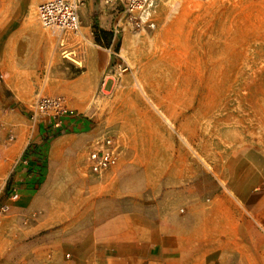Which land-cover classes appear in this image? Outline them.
Masks as SVG:
<instances>
[{"label":"rangeland","instance_id":"374dc122","mask_svg":"<svg viewBox=\"0 0 264 264\" xmlns=\"http://www.w3.org/2000/svg\"><path fill=\"white\" fill-rule=\"evenodd\" d=\"M42 1L22 0L21 11L22 20L33 19L41 29L36 8ZM125 5L126 0H86L80 32L65 37L73 55L63 57L51 41L49 81H38L39 71L29 81H9L0 71V206L11 203L1 166L15 141H6L4 128L15 135L17 127L37 123L29 120V105L38 93L61 96L70 113L77 112L79 99L70 93L74 81L59 80L75 67L86 70L84 51L94 45L100 21L115 26L119 45L83 113L93 138L106 130L118 137L120 157L90 188L78 181L70 190L108 198L121 166L128 175H160L163 181L182 176L183 186L194 185L185 196L199 207L238 211L252 228L247 264H264V0H155L139 26L128 23ZM86 155L68 166L79 179L88 177ZM75 200L74 206L84 207L82 198ZM9 214H0V239L15 238L14 225L3 228Z\"/></svg>","mask_w":264,"mask_h":264},{"label":"crops","instance_id":"0c3cea01","mask_svg":"<svg viewBox=\"0 0 264 264\" xmlns=\"http://www.w3.org/2000/svg\"><path fill=\"white\" fill-rule=\"evenodd\" d=\"M22 6V0H0V71L9 81H29L37 71L38 81H49L53 37L33 19L22 20ZM96 23L94 45L84 51L86 70L75 67L68 79L59 80L74 81L70 93L79 99L77 112L61 119L58 127L49 120L30 129L17 127L3 157L7 193L18 197L8 198L10 214L3 228L14 225L15 238L0 239L2 263L247 264L250 225L235 208L207 209L188 199L192 179L186 187L182 176L163 181L160 175H128L121 166L117 188L108 198L93 190L84 195L70 190L78 181L88 188L97 182L88 174L79 179L68 166L88 152L94 131L83 111L119 45L115 26ZM76 198H82L84 207L74 206Z\"/></svg>","mask_w":264,"mask_h":264},{"label":"built area","instance_id":"2783aa9c","mask_svg":"<svg viewBox=\"0 0 264 264\" xmlns=\"http://www.w3.org/2000/svg\"><path fill=\"white\" fill-rule=\"evenodd\" d=\"M103 1L108 3L111 0ZM85 2L86 0H43L37 5V20L40 26L47 30L56 40L62 56L72 53L65 49V37L68 34L77 35L80 32L81 20L79 14L85 6ZM154 2L155 0H126L125 8L128 15V23L139 26L141 24L140 20L147 19L150 15ZM135 13L139 15V21L135 19ZM73 62L81 66L77 61L73 60ZM3 79L4 76L0 73V81H3ZM29 108V120L32 123L38 120H49L50 123H54L58 127L61 119L71 115L65 99L61 96H46L38 93ZM4 130L6 131V141L12 142L15 139L13 130L11 128H4ZM119 157L120 145L118 137L111 131L106 130L92 138L89 144L86 156V172L89 176L101 178L117 165ZM17 197V193L14 192L10 199L15 201ZM8 211V205L0 206V214H5Z\"/></svg>","mask_w":264,"mask_h":264},{"label":"bare ground","instance_id":"6f19581e","mask_svg":"<svg viewBox=\"0 0 264 264\" xmlns=\"http://www.w3.org/2000/svg\"><path fill=\"white\" fill-rule=\"evenodd\" d=\"M62 54H63V53H62ZM64 56H65V55H64ZM64 56H63V57H64Z\"/></svg>","mask_w":264,"mask_h":264}]
</instances>
